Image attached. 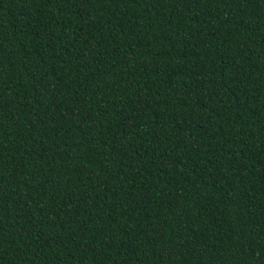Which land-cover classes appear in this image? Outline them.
Returning a JSON list of instances; mask_svg holds the SVG:
<instances>
[{
	"label": "trees",
	"instance_id": "16d2710c",
	"mask_svg": "<svg viewBox=\"0 0 264 264\" xmlns=\"http://www.w3.org/2000/svg\"><path fill=\"white\" fill-rule=\"evenodd\" d=\"M0 264H264V0H0Z\"/></svg>",
	"mask_w": 264,
	"mask_h": 264
}]
</instances>
